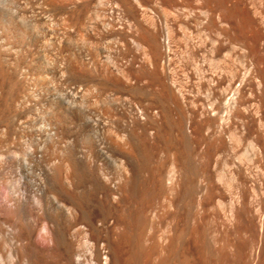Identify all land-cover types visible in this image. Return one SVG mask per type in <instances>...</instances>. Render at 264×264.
<instances>
[{
  "label": "bare ground",
  "instance_id": "1",
  "mask_svg": "<svg viewBox=\"0 0 264 264\" xmlns=\"http://www.w3.org/2000/svg\"><path fill=\"white\" fill-rule=\"evenodd\" d=\"M0 264H264V0L0 4Z\"/></svg>",
  "mask_w": 264,
  "mask_h": 264
},
{
  "label": "rangeland",
  "instance_id": "2",
  "mask_svg": "<svg viewBox=\"0 0 264 264\" xmlns=\"http://www.w3.org/2000/svg\"><path fill=\"white\" fill-rule=\"evenodd\" d=\"M3 0H0V4H4L5 3V0H4V2H2ZM2 2V3H1ZM73 46V47H72ZM71 47L74 49V47L76 48V46L73 44V45H71ZM67 53H64V55H66ZM63 65H64V68H66V65L63 63ZM63 71H65V70H63ZM66 77V78H63V80L64 79H66L67 81H69V79H70V77H68V73H67V71H65V73L63 72V77ZM67 78H69V79H67ZM52 91V90H51ZM50 93H52V96H54V93L53 92H50ZM56 94V93H55ZM50 96H51V94H50ZM56 96V95H55ZM54 96V97H55ZM54 97H51V98H54ZM63 99L65 100V98H64V93H63ZM64 100H63V103H64Z\"/></svg>",
  "mask_w": 264,
  "mask_h": 264
}]
</instances>
